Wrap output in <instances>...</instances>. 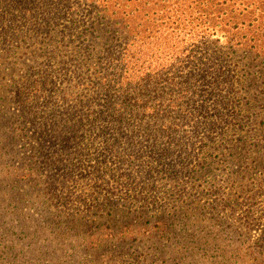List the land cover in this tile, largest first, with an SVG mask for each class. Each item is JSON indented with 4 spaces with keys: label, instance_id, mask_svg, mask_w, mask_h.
<instances>
[{
    "label": "trees",
    "instance_id": "1",
    "mask_svg": "<svg viewBox=\"0 0 264 264\" xmlns=\"http://www.w3.org/2000/svg\"><path fill=\"white\" fill-rule=\"evenodd\" d=\"M0 49V76H12L20 110L12 116L0 101V264H26L35 254L57 264L74 258L76 264H119L136 247L161 252L186 216L182 206L169 212L177 205L198 208L210 196L213 211L234 208L240 199L225 196L227 191H264V0H0ZM183 124L195 134L205 131L202 142L212 140L213 151L225 145L228 152L217 163L209 158L211 167L227 171L224 184L208 182L207 172L192 176L187 170V179L180 173L170 184L178 189L173 206L161 205L164 211L155 216L148 215L146 204L132 210L129 191L124 204L94 195L89 200L94 212L76 218L60 208L72 193L34 203L47 209L35 219L15 198L18 186L24 197L34 192L20 183L40 170L46 169L43 184L53 188L49 169L72 164L63 150L67 136L77 137L76 128L99 126L103 153L116 147L125 126L154 128L171 141ZM38 154L43 158L35 159ZM166 155L167 149L159 163ZM16 158L21 163L14 167ZM102 165L96 162L91 180L103 191L118 192V184L108 186L98 176L107 175ZM192 188L198 189L187 199ZM39 237L48 245L36 242Z\"/></svg>",
    "mask_w": 264,
    "mask_h": 264
},
{
    "label": "rangeland",
    "instance_id": "2",
    "mask_svg": "<svg viewBox=\"0 0 264 264\" xmlns=\"http://www.w3.org/2000/svg\"><path fill=\"white\" fill-rule=\"evenodd\" d=\"M99 42L104 43V41ZM28 58L30 59V57ZM9 59L11 58L6 59V64L12 63V61L9 62ZM42 61L43 59H39V63ZM235 61L231 62L235 63ZM11 67V65L5 66L8 69ZM22 73L25 72L21 71L19 75L21 76ZM11 77L8 75L4 79L2 75L0 76V101L1 104H4V109H9L10 115L19 116L20 110L15 101L14 89L11 87L13 85ZM7 83L9 86L5 87ZM3 88H6L7 91H3ZM51 111L52 109H48L44 113L49 114ZM199 117L196 116L197 119ZM38 122L42 121L38 120ZM175 129L177 136L169 141L167 135L158 133L154 128L145 130V127L125 126L122 130L124 135L119 139L116 147L110 151L104 152L103 150L102 153L104 138L100 137L99 126L89 127L85 125L79 131L76 128L74 133L77 132V137L70 141L68 138L71 135L67 136V148L63 150L72 159V164L66 166V163L63 162L61 167L49 169L50 175L54 179L53 188L43 184L46 178L42 176L46 169L40 170L37 171V177L25 178L23 184L20 183V185L28 186L34 192L30 196L24 197L21 186H18L15 198L23 200L21 203L23 210L30 211L34 217L33 219H35L36 216L42 218L41 211L43 208L46 209V205L36 206L34 203L46 202V198L50 199L51 196L61 194V192L72 193L73 197L67 201L68 204L63 205V207L61 205L60 208L67 209L72 218H76L75 216L88 210L94 212L96 205L91 207L89 200H93L95 196L104 198L109 195L115 201L124 204L127 201L125 196L129 191L132 195L129 201L136 205V208H132V210L137 211L140 209L138 206L146 204L149 209L148 215L155 216L161 210L164 211L166 207L171 208L173 206L171 201L178 195V189H173L170 184L178 182L180 173L187 179V170L191 172L192 176L195 171L207 172L203 176H210L207 179L208 182H211L212 178H216L218 184H224L227 171L220 170L219 165L216 164L211 167L209 158L215 157L217 163L222 154L228 152L224 147L225 145L218 151H213L211 149L212 140L206 141V144L202 142L204 134H206L205 131L195 134L191 131L190 126L184 124ZM106 130L109 131V128H106ZM64 131H66V128L62 130V132ZM135 131L138 132L131 135V132L134 134ZM15 132V134L13 133L14 136L18 134V127ZM30 135L31 133H29ZM192 138H195V140L192 141ZM56 144H58L57 140ZM260 144L263 146L264 140ZM219 145L220 141H216L215 146ZM81 147H83L82 152L78 153ZM166 149L170 155H166L162 158L163 163H159L160 154L163 151L165 152ZM179 152L184 154L178 156L177 153ZM173 154H177L175 160L169 159ZM1 155L0 146V158ZM261 155H264V148L261 150ZM40 157L42 156L38 154L35 159ZM96 162L103 164L102 170L107 171L106 176L103 173H99L98 176L104 178V182L109 183L108 186L118 184V192H109L108 189L103 191L102 184L91 180L92 177L97 176L93 168ZM114 162H119L117 169L112 167ZM168 162L174 164L175 168H170ZM20 163L16 158L12 165L17 167ZM99 167L101 166L99 165ZM214 168H217L218 171L213 172ZM174 171L178 174L177 176L172 174ZM261 175H264V172ZM126 176L131 179L125 181ZM199 182L197 181L196 184H199ZM34 184L37 185V188H33ZM131 184L133 186L129 188ZM149 184H155V187L150 188L151 185ZM54 185H57V190H54ZM135 185H137L136 188ZM159 188L163 191L162 195L158 192ZM198 188L188 190L185 194L187 199L192 198L193 190ZM229 193L233 198L238 197L240 199L239 204L234 208L224 207V209L213 211L212 207L207 206V202L211 199L210 196L201 199L197 204L198 208L188 209L185 205H177L175 209L169 212L172 213L182 206L183 212H186V219L183 218L179 223H176L174 227L175 234L171 236L169 241L165 242L166 244L163 243L165 245L161 248V252L155 249L136 247L131 249L126 257H121L116 262L119 264H264V191H257V187H254L252 192L243 194L229 190L225 193V196ZM37 195L39 199L35 198ZM94 201L97 202V200ZM152 201H156V203ZM161 205L166 206L163 209ZM13 208L15 210V201L10 210H13ZM32 220L29 222L31 223ZM150 220L149 222L154 223L152 219ZM37 236H34V238ZM38 241L45 242L48 245L46 238L39 237L36 242ZM183 244L194 248V250L185 251ZM132 245H138V243H132ZM76 262L79 261L74 258L60 264H76ZM26 264L57 263H54L48 255L39 257L35 254L33 257L29 256ZM102 264H109V261L106 260Z\"/></svg>",
    "mask_w": 264,
    "mask_h": 264
}]
</instances>
